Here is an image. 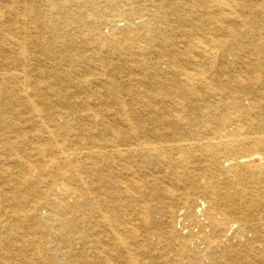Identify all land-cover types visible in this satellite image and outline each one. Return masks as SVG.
<instances>
[{"label": "bare ground", "instance_id": "1", "mask_svg": "<svg viewBox=\"0 0 264 264\" xmlns=\"http://www.w3.org/2000/svg\"><path fill=\"white\" fill-rule=\"evenodd\" d=\"M0 264H264V0H0Z\"/></svg>", "mask_w": 264, "mask_h": 264}]
</instances>
